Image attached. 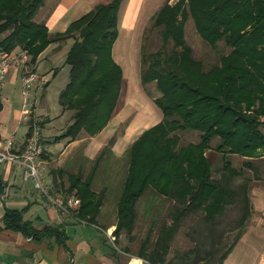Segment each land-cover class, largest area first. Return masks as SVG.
Masks as SVG:
<instances>
[{
	"label": "trees",
	"instance_id": "obj_1",
	"mask_svg": "<svg viewBox=\"0 0 264 264\" xmlns=\"http://www.w3.org/2000/svg\"><path fill=\"white\" fill-rule=\"evenodd\" d=\"M44 2L0 0V50L21 47L35 63L50 44L73 38L67 54L70 80L60 93V102L74 113L66 132L56 141H73L83 133L95 137L111 122L122 91L123 70L112 53L122 0L96 5L65 32L56 34L34 21ZM189 18L210 46L217 47L223 40L231 48L209 70L194 56L186 39ZM151 27L161 30L163 44L155 53L142 54L141 81L144 85L156 83L160 96L155 103L163 120L146 130L128 150L129 166L117 206L115 234L133 231L138 202L149 188L185 205L178 219L199 208L213 220L223 214L237 192L215 179L207 152L214 148L222 156L223 170L229 171L232 179L244 176V171L232 166L230 156L245 159V168L252 171L251 161L264 157V0L167 1L152 17ZM180 132H197L199 141L182 145ZM216 139L219 142L212 147ZM113 143L114 138L109 146ZM95 170L86 179L80 174L69 175L66 189L68 197L75 195L81 201L76 217L89 223L96 222L105 198L104 193L92 190ZM245 186L241 190L243 226L251 204ZM4 224L28 237L43 234L23 222L22 213L16 210H7ZM173 231L171 226L165 245L151 252L149 260L164 257ZM140 256H147L145 249Z\"/></svg>",
	"mask_w": 264,
	"mask_h": 264
},
{
	"label": "crops",
	"instance_id": "obj_2",
	"mask_svg": "<svg viewBox=\"0 0 264 264\" xmlns=\"http://www.w3.org/2000/svg\"><path fill=\"white\" fill-rule=\"evenodd\" d=\"M109 1L111 0H45L35 14L34 21L45 24L52 34L62 33L73 21L94 9L96 5ZM176 1L169 0L168 2L173 4ZM166 2L167 0H122L118 13V37L113 45L112 53L114 60L123 70V91L124 88L128 91L125 83L129 82L131 92L127 98V100L130 99L129 101L136 98L133 94L131 74L136 77L138 64L141 68L144 33L151 24L152 17ZM73 43L74 39L70 38L61 43L50 44L39 55L35 65L41 66L52 58L57 60L58 55H60L59 58L64 57ZM19 48L21 47L13 50ZM44 74L39 75L42 78ZM21 78V68L18 65L12 66L7 73L0 96L2 102L0 142L15 135L14 150L16 152L24 149L31 129L28 123L21 121L23 106ZM135 90H137L136 87ZM140 98L142 101L138 104V113H135L122 132H120L121 123L133 115L130 110L125 111V116L121 115L123 111L116 113L115 110L109 125L95 137L83 133L76 140H62L59 144L63 146V149H58V154L47 150L46 146L52 142L47 141L42 134L44 154L39 160V165L43 182L52 195H58L59 187L65 186V189L69 187V175L80 174L86 179L96 167L92 190L96 194L104 193L105 198L100 214L94 223L81 221L76 216L64 214L36 189L32 180H25L20 166L0 164V264H174L170 261L169 248L164 257L159 258L158 256L153 260L155 262L148 259L151 252L158 251L157 246L152 245L153 242L149 236L143 242H137L139 249L135 250L134 242L128 243L129 240L127 241L124 237L123 231L120 234L114 233L118 223L117 207L112 210V207L107 204L109 189L112 186L111 174L98 173V164L103 157H110L116 164L146 130L163 120L162 110L152 106L149 99H144L142 96ZM133 102H131L132 105H135ZM147 107L148 109L145 110ZM141 112L143 116H139ZM24 123L26 124L24 133L19 135L18 132ZM113 138L114 143L109 146ZM218 142L214 141L213 147ZM107 147L108 150L104 152ZM207 155L218 158L214 148L209 150ZM229 158L235 161L239 157L230 156ZM258 159L264 160V157ZM67 167L70 170L65 173ZM253 169L255 171H251L253 174L251 183L260 184L247 189L251 204L243 231L233 240L232 246L224 255H220L221 245L227 242V238L223 236L222 223L215 227L213 235L204 236V243L215 245L212 248L214 249V260L218 258L219 264H264V173L257 166ZM46 171L49 174L46 175ZM65 176L67 179L64 178ZM7 210L21 212L23 222L43 234L35 238L28 237L20 231L7 229L4 224ZM226 210L238 211L235 200L225 208V212ZM238 212L240 213V210ZM227 219L228 217L220 214L211 221H222L226 224ZM94 227L103 229L102 233L97 232ZM144 249L147 256L142 258L140 254ZM212 249L207 247L205 251L209 253Z\"/></svg>",
	"mask_w": 264,
	"mask_h": 264
},
{
	"label": "rangeland",
	"instance_id": "obj_3",
	"mask_svg": "<svg viewBox=\"0 0 264 264\" xmlns=\"http://www.w3.org/2000/svg\"><path fill=\"white\" fill-rule=\"evenodd\" d=\"M160 31L161 30L159 28H152L151 24L147 27V31L144 33L143 37L142 54L155 53L162 49L163 42ZM185 36L188 43L193 48L194 56L203 61L205 70H209L212 66L218 64L220 57L231 51V48L228 47L223 40L218 43L217 47H212L204 41L197 32L192 18H189L185 25ZM67 54L62 58H59L60 55H58L57 60L52 58V61L48 60L45 61L43 65L36 66L38 74L45 73L43 79L46 80L47 84L45 86L38 85V88H36L35 91L36 93L34 92L33 94V100L35 101V117L37 122L41 125V128H43L42 134L44 138L47 141L52 142L46 146L48 148L47 150L55 152L54 154H58V149H63V146L59 144V142L63 139L56 141V138L62 136L66 132L74 113L73 110L64 109L60 102L61 90L66 87L70 78V65L67 63ZM141 68L138 64L136 67V77L131 74L134 86L133 94L136 96V98H132V101H134L133 103L135 105H132V101H129L130 99L127 100L131 93L129 91V82L127 83L126 81L125 83V87L128 86V91L127 88H124V91H121V98L116 109V113L123 111L124 113L122 112L121 115L125 116V111L130 110V112H133V115L130 113L131 116L128 117L125 122L121 123L120 132L127 127L128 123L133 119L135 113H138V104L142 101L140 96L144 97V99H149L152 102V106L161 111L155 103V98L160 96L156 83L150 82L144 85L140 76ZM135 87L137 90H135ZM146 109H148V107L145 108V110ZM140 115L143 116V112L139 113V116ZM262 120L264 121V119ZM25 123L18 132L19 135L24 133V128H26ZM262 129L264 131V126ZM179 134L181 136L182 145L197 143L199 141V134L197 132H180ZM214 141L217 143L219 139ZM214 145L215 143H213V146ZM215 157L213 155L209 156L214 166V177L222 184L228 183L237 192V197L234 200L238 211L240 210V213L233 210L224 211L223 215L228 217V221L226 220L228 223L224 224L222 221H211L207 219L202 210L199 208H192L178 219V213L185 209V205H182L172 198H165L156 193L154 189L149 188L138 202L136 210L137 217L133 231L131 233L123 231L124 237H126L127 241L129 240L128 243L132 244L134 242V246H136L135 250L139 249V243L143 242L147 236H149L152 240V245H156L158 251L161 250V248L165 245L168 229L171 226H174V231L170 238L171 241L168 244V248L171 253L170 261L172 263L219 264L218 258L214 260V249L212 248L215 245L211 243H204V236L206 234L213 235L215 227L222 223L223 236L227 238V242L221 245L222 250L220 255H224L228 248L232 246L233 240H235L245 228L243 223H241V218L245 208V202L243 200L244 196L241 190L245 185V188L247 187L249 190L254 185L257 186L260 183H251L253 174L251 172L252 170L245 168L244 163L246 160H243L240 157L236 158L235 161L233 158H228L235 169L238 171H244V176L232 179L229 178V171L223 170L225 163L222 156L218 154V158ZM251 165L253 167L257 166L258 169L264 173V160H253L251 161ZM128 166V151L116 164H114L112 159L108 156L103 157L99 161L98 173L102 172L104 175L111 174L110 182L112 186L109 189L110 194L108 196L107 204L112 207V210L118 206L120 196L123 192ZM69 170L70 169L68 167L65 168V173L69 172ZM47 173L49 174L48 171H46L45 174L47 175ZM66 176L68 175L66 174ZM66 176L64 177L65 179H67ZM224 177H227L228 181ZM57 193L58 195L55 196H62L65 199L68 198L65 186L62 188L59 187V191H57ZM174 220H177L175 224H173ZM94 229H96L99 233H102L103 231V229L99 227H94ZM137 242L139 243L136 245ZM207 247L212 249L209 253L208 251H205V248Z\"/></svg>",
	"mask_w": 264,
	"mask_h": 264
},
{
	"label": "built area",
	"instance_id": "obj_4",
	"mask_svg": "<svg viewBox=\"0 0 264 264\" xmlns=\"http://www.w3.org/2000/svg\"><path fill=\"white\" fill-rule=\"evenodd\" d=\"M18 65L21 68V96L22 110L21 121L28 123L31 129L27 135L23 150H14L15 135L0 142V164H15L22 168L25 180H32L37 190H39L53 205L59 208L68 216H76V212L81 206V201L75 195L68 198L53 196L45 186L39 165V160L44 154L42 142V128L35 117V101L33 94L38 85H46V80L36 71V65L31 59L28 50L19 48L18 50H0V96L5 84L7 73L12 66ZM31 107V108H30ZM82 221V220H81Z\"/></svg>",
	"mask_w": 264,
	"mask_h": 264
}]
</instances>
